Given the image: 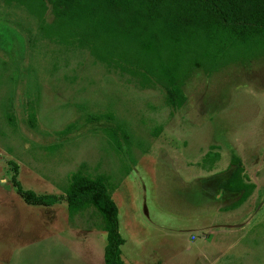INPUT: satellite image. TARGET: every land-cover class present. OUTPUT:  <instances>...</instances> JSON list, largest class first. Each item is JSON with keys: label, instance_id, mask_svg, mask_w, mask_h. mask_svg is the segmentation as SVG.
<instances>
[{"label": "rangeland", "instance_id": "374dc122", "mask_svg": "<svg viewBox=\"0 0 264 264\" xmlns=\"http://www.w3.org/2000/svg\"><path fill=\"white\" fill-rule=\"evenodd\" d=\"M44 1L0 0V264H92L103 225L93 208L69 217L64 199L27 204L15 175L63 198L73 175L105 179L129 263L264 264V58L194 70L174 110L141 73L47 39ZM234 160L253 186L243 200L221 189Z\"/></svg>", "mask_w": 264, "mask_h": 264}, {"label": "trees", "instance_id": "16d2710c", "mask_svg": "<svg viewBox=\"0 0 264 264\" xmlns=\"http://www.w3.org/2000/svg\"><path fill=\"white\" fill-rule=\"evenodd\" d=\"M25 2L46 9L44 0ZM48 2L54 20L42 23L41 32L47 39L67 46L87 45L101 61L141 73L165 91L166 104L174 110L185 105L184 87L194 70L212 75L232 64L264 58V0ZM30 118L34 125V113ZM10 120L14 122L12 116ZM116 134V130H108L114 143H118ZM234 163L238 168L221 189L242 193L243 200L253 186L247 183L240 161ZM13 181L29 205L49 207L64 199L71 215L95 209L107 237L105 263L126 264L121 257L125 239L120 233L118 208L105 179L73 175L65 198L24 190L16 175Z\"/></svg>", "mask_w": 264, "mask_h": 264}, {"label": "crops", "instance_id": "0c3cea01", "mask_svg": "<svg viewBox=\"0 0 264 264\" xmlns=\"http://www.w3.org/2000/svg\"><path fill=\"white\" fill-rule=\"evenodd\" d=\"M2 182V181H1ZM0 182V183H1ZM1 185V184H0ZM4 185V184H3ZM24 200V199H23ZM25 202V200H24ZM58 203H56L55 205H52V206H49V207H55ZM44 207V206H43ZM48 207V208H49ZM47 208V207H46ZM69 210V209H68ZM86 212V211H85ZM70 213V212H69ZM68 213V214H69ZM80 213H84V212H80ZM80 213H76L74 215H71V213L69 214V217H74L76 215H79ZM94 214V213H93ZM100 219H101V224H103L102 226L101 225H97V226H93L92 230L93 232H91V236H92V241H93V244H95V248L93 250L94 254H93V258L90 260L92 262V264H106L105 263V248H106V245H107V241L105 242L104 241V236H106V233L104 232V223H103V219L101 218V216H99ZM71 219V218H70ZM100 226V227H99ZM200 230V229H199ZM202 230V229H201ZM195 231H198V230H195ZM193 232L194 235L191 236V242H195L197 240L196 238V235L195 233H198V232ZM122 235V234H121ZM102 238V240L104 241V243L102 241H100ZM107 239V237H106ZM101 242L100 245H98V243ZM98 245V247H97ZM123 248V247H122ZM187 251H190V248L186 249ZM78 255V254H76ZM122 256H123V252H122ZM121 256V257H122ZM81 257V256H80ZM82 258V257H81ZM123 260L125 261L126 264H138L137 263H129L124 257H122ZM89 264V263H88Z\"/></svg>", "mask_w": 264, "mask_h": 264}]
</instances>
